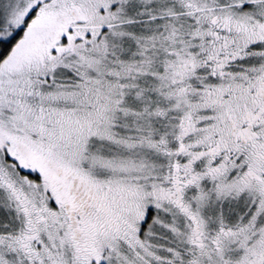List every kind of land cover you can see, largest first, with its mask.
Returning <instances> with one entry per match:
<instances>
[{"label":"snow or ice","instance_id":"obj_1","mask_svg":"<svg viewBox=\"0 0 264 264\" xmlns=\"http://www.w3.org/2000/svg\"><path fill=\"white\" fill-rule=\"evenodd\" d=\"M0 264H264V0H0Z\"/></svg>","mask_w":264,"mask_h":264}]
</instances>
